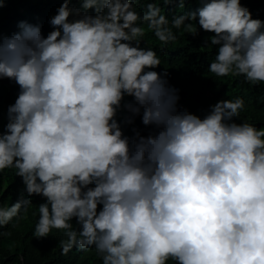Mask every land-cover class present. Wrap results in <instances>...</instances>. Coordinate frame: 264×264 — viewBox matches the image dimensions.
<instances>
[{"label":"clouds","instance_id":"1","mask_svg":"<svg viewBox=\"0 0 264 264\" xmlns=\"http://www.w3.org/2000/svg\"><path fill=\"white\" fill-rule=\"evenodd\" d=\"M72 2L50 31L21 21L0 32V80L19 87L0 129V172L15 169L24 192L44 198L34 237L66 230L62 254L94 247L102 264H264V128L235 122L241 97L203 117L182 109L140 26L162 45L177 41L173 28L209 33L208 71L259 85L264 21L241 0H196L171 21L153 3L141 15L138 0ZM137 117L153 131L126 135ZM30 203L0 207V228Z\"/></svg>","mask_w":264,"mask_h":264},{"label":"trees","instance_id":"2","mask_svg":"<svg viewBox=\"0 0 264 264\" xmlns=\"http://www.w3.org/2000/svg\"><path fill=\"white\" fill-rule=\"evenodd\" d=\"M62 2L63 0H8L0 9V32L4 35L19 32L18 24L21 21L39 25L42 31H50L49 20L56 14ZM149 3L159 7L160 14L167 16L170 21L174 16L201 6L196 0H186L184 8H180L178 3L165 6L162 0H138L134 3V10L143 15ZM241 4L249 9L253 19L264 21V0H241ZM70 6L80 8L81 5L73 0ZM140 26L146 30L141 47L154 49L163 61L154 70L168 72L169 84L179 89V105L182 109L203 117L218 101L241 97L245 107L235 122H248L257 128H264V84L252 85L243 76L216 77L210 73L208 66L215 58L216 46L206 44L205 40L211 34L201 30L198 35L193 36L183 28H173L177 41L162 45L148 29L147 21L140 22ZM18 92L19 87L15 82L0 80V129L7 123L8 106L15 103ZM127 99L131 100L130 97ZM123 115L125 113L118 119H122ZM122 127L128 136L133 135L132 128H137L145 136L153 131L151 127H145L139 117L133 125ZM15 172V169L0 172V207H10L19 199H31V203L27 205L26 213L21 209L20 214L24 218L15 227L13 221L0 228V264H102L94 247L82 250L74 246L67 254H62L61 243L68 239L66 230L53 229L46 238L34 237L35 224L39 219L38 207L45 200L38 195L29 197L24 192L22 179ZM72 224L73 229L78 231L79 225L75 219Z\"/></svg>","mask_w":264,"mask_h":264},{"label":"rangeland","instance_id":"3","mask_svg":"<svg viewBox=\"0 0 264 264\" xmlns=\"http://www.w3.org/2000/svg\"><path fill=\"white\" fill-rule=\"evenodd\" d=\"M262 8H264V6H262Z\"/></svg>","mask_w":264,"mask_h":264}]
</instances>
